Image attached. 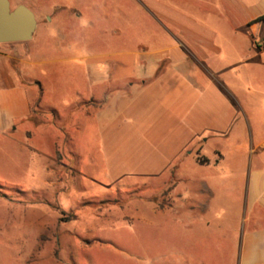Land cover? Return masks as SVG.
Here are the masks:
<instances>
[{"label": "rangeland", "instance_id": "obj_1", "mask_svg": "<svg viewBox=\"0 0 264 264\" xmlns=\"http://www.w3.org/2000/svg\"><path fill=\"white\" fill-rule=\"evenodd\" d=\"M9 2L11 9L27 7L37 21L30 41L0 44L3 65L17 83H36L37 111L68 113L98 95L95 67L103 68L102 77L111 69L112 85L123 86L134 72L114 66L133 58L125 49L140 44L151 51L160 44L150 18L132 17L126 0ZM172 74L108 127L89 118L73 146L60 139L50 155L46 138L36 149L44 154L39 157L19 146V134L14 142L0 132V264H222L217 243L226 233L219 230L227 226L234 242L241 238L247 180L264 161L258 146L264 108L240 109L229 100L216 109L209 89L202 98L171 81ZM237 87L244 94L258 91L264 102V86L241 81ZM74 124L67 123L63 134ZM183 156L189 186L175 190L192 212L175 219L166 210L167 177ZM197 157L209 163L200 165Z\"/></svg>", "mask_w": 264, "mask_h": 264}, {"label": "crops", "instance_id": "obj_2", "mask_svg": "<svg viewBox=\"0 0 264 264\" xmlns=\"http://www.w3.org/2000/svg\"><path fill=\"white\" fill-rule=\"evenodd\" d=\"M126 1L132 17L141 13L140 16L150 18L153 40L160 44L151 51L140 44L125 49L126 57L133 58L120 60L114 66L120 70L127 66L134 72L123 78V86L112 85L111 69L102 77L103 68L95 67L93 74L100 80L93 79V85L98 89V95L86 96L85 104L76 103L68 113L54 109L37 111L40 99L36 83H17L15 75L8 73V68L3 65L7 57L0 54V132L9 135L14 142L19 134L23 141L19 146L39 157L44 156L38 150L46 138L50 155L60 139L62 144L73 146L89 118H93L100 129L108 127L140 94L170 73H174L171 81L178 79L202 98L209 89V99L218 101L212 104L216 109L229 105V100L240 109L264 108V102L257 97L258 91L244 94L237 87L241 81L254 87L264 86V53L259 49L264 39V0ZM86 70L92 79L90 68ZM36 119L41 122L37 126L33 125ZM69 122L75 123L72 132L64 135V127ZM40 127H47L49 130L44 131L52 134L43 132ZM258 146L264 148V139ZM183 157L169 167L167 177L170 202L166 210L168 214L175 213V219L183 214L190 216L192 212L187 205L182 206V196L175 190L177 186H189L188 177L181 171V163L186 160ZM149 209L153 212L161 210ZM246 210L243 233L237 242L227 226H221L219 230L226 233L224 243H217L221 253L217 260L222 264H264V161L257 163L248 177Z\"/></svg>", "mask_w": 264, "mask_h": 264}, {"label": "water", "instance_id": "obj_3", "mask_svg": "<svg viewBox=\"0 0 264 264\" xmlns=\"http://www.w3.org/2000/svg\"><path fill=\"white\" fill-rule=\"evenodd\" d=\"M36 27L35 16L27 7L11 9L9 0H0V44L30 41Z\"/></svg>", "mask_w": 264, "mask_h": 264}, {"label": "trees", "instance_id": "obj_4", "mask_svg": "<svg viewBox=\"0 0 264 264\" xmlns=\"http://www.w3.org/2000/svg\"><path fill=\"white\" fill-rule=\"evenodd\" d=\"M263 18H260L259 20H261ZM197 162L200 164V165H205V164H208L209 161L205 158H202V157H197L196 158Z\"/></svg>", "mask_w": 264, "mask_h": 264}, {"label": "built area", "instance_id": "obj_5", "mask_svg": "<svg viewBox=\"0 0 264 264\" xmlns=\"http://www.w3.org/2000/svg\"><path fill=\"white\" fill-rule=\"evenodd\" d=\"M259 49L261 50V52L264 53V39H263V41L261 42Z\"/></svg>", "mask_w": 264, "mask_h": 264}]
</instances>
